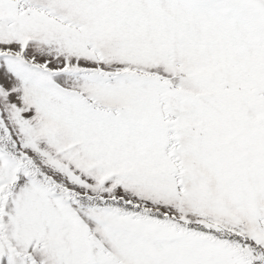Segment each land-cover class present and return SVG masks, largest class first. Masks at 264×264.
Here are the masks:
<instances>
[{
	"label": "snow or ice",
	"instance_id": "1",
	"mask_svg": "<svg viewBox=\"0 0 264 264\" xmlns=\"http://www.w3.org/2000/svg\"><path fill=\"white\" fill-rule=\"evenodd\" d=\"M0 264H264V0H0Z\"/></svg>",
	"mask_w": 264,
	"mask_h": 264
}]
</instances>
